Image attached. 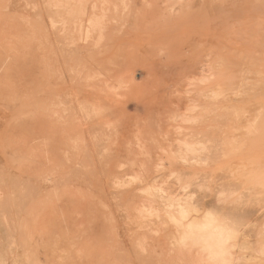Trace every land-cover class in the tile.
Listing matches in <instances>:
<instances>
[{
	"label": "rangeland",
	"instance_id": "1",
	"mask_svg": "<svg viewBox=\"0 0 264 264\" xmlns=\"http://www.w3.org/2000/svg\"><path fill=\"white\" fill-rule=\"evenodd\" d=\"M208 219L264 264V0H0V264H213Z\"/></svg>",
	"mask_w": 264,
	"mask_h": 264
},
{
	"label": "bare ground",
	"instance_id": "2",
	"mask_svg": "<svg viewBox=\"0 0 264 264\" xmlns=\"http://www.w3.org/2000/svg\"><path fill=\"white\" fill-rule=\"evenodd\" d=\"M149 211L150 210H148V212ZM187 211L188 210L183 209V207H182V209L180 208L179 214L182 217V220L187 217V214H188ZM152 213H150V214H152ZM141 214L144 215V213H140V215ZM154 214H156V213H154ZM145 215H147V213H145ZM152 216H155V215H152ZM178 217H179V215H178ZM184 227H186V226H184ZM187 227H188L187 228L188 229V232L186 234L188 236L193 235V236L197 237V240H199L200 243L203 245V247L205 249H207V251L209 252L210 259H211V262L213 264H216V263H218V264H220V263L225 264L226 263L225 262L226 259H225L224 256L227 254V250L224 248L225 247L224 245H225V243L227 241H229L230 239H232V237H233L232 236V232H230L229 230L225 229V227L223 228L221 226L215 225L213 223V221L210 220V219H208V220H206L205 222H202V223H197L195 221H191L187 225Z\"/></svg>",
	"mask_w": 264,
	"mask_h": 264
}]
</instances>
